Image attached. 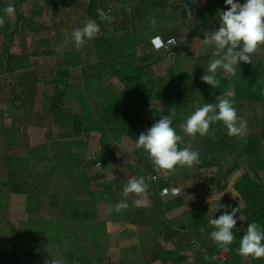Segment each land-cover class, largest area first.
<instances>
[{"label":"crops","instance_id":"obj_1","mask_svg":"<svg viewBox=\"0 0 264 264\" xmlns=\"http://www.w3.org/2000/svg\"><path fill=\"white\" fill-rule=\"evenodd\" d=\"M88 3L86 12L94 14L101 31L94 41L86 40L80 47L72 38L75 28L67 33L73 23L65 18L66 11L58 8V3L43 7L51 17L46 28H41L38 20L34 23V18L31 26L22 14L11 30V39L16 40L10 42L9 49L4 48L0 37V49L5 52L0 55V77L10 80V85L0 82V160L6 174L0 187H9L7 192L0 188V194L9 195L7 200L11 196L22 201L23 209H18L21 216L30 213L34 218L42 212L41 219L28 226L32 230L30 243L26 240L16 246L28 249V257L12 259L15 255L9 252V264H43L45 248L51 250L47 264H193L207 257L209 250L222 253L229 245L218 251L209 236L212 230L196 228L193 216L203 213L206 219L218 218L220 214L211 210L210 204L228 202L219 194H207L198 165L156 172L148 154L135 145L138 136L163 116L164 103L147 94V81L143 79L144 87L132 93L138 114L128 131L109 123L105 116L107 106L134 81H129L125 67L104 66V58L111 56L114 44L118 49L120 41L125 43L142 32L145 15L122 26L121 30L128 32L126 38L106 39L108 21H102L97 13V9L105 10L104 6ZM5 4L0 0V7ZM36 8L31 13L41 14ZM134 23L140 26L136 31ZM55 27H59L58 33ZM147 35L139 45H148L153 36ZM155 36L163 41L178 38L166 33ZM12 43L16 45L13 49ZM149 47L160 51L152 44ZM122 48L125 55L133 51L132 47ZM38 72L48 76L39 78L35 75ZM223 96L235 106L234 96ZM244 106L238 109L243 119ZM144 120L149 123H140ZM251 126L247 123V128ZM177 133L182 136L180 148L191 146L199 153L204 150L203 137L193 139L181 130ZM249 135L247 131L245 137ZM260 174L264 181V172ZM133 176L157 179L148 181L145 194L131 193L124 198L123 187ZM173 187L182 188V193L166 197L159 193L161 188ZM121 199H126L129 207L117 213L113 206ZM138 199L143 206L135 205ZM202 200L205 203L201 204ZM16 247L0 245V254Z\"/></svg>","mask_w":264,"mask_h":264},{"label":"rangeland","instance_id":"obj_2","mask_svg":"<svg viewBox=\"0 0 264 264\" xmlns=\"http://www.w3.org/2000/svg\"><path fill=\"white\" fill-rule=\"evenodd\" d=\"M16 0H2V3H6L8 5H12ZM61 1V2H60ZM139 0H59L57 7L66 11V17L71 20L73 23L72 27H70L67 33H71V31L76 27H83L87 20H94V14L90 16L88 12H86L88 6V2H95L96 6L102 5L104 6V11L110 15L112 18L117 17L120 14L119 19H111V22H107L106 29L108 34L105 35L106 39H114L117 37L126 38L128 32H124L121 30L124 24L129 23V21L136 20L140 16L145 15L149 12L150 16L146 18V21L143 23L142 32L133 35L130 40H126L125 43H120L121 47H125L126 45L129 47H133L136 41H140L143 43L145 39H148L147 34H151L157 28L158 33H165L169 35H175L177 38L178 46L180 52L178 54H174L169 51L167 48L160 50L159 52H154L148 45H138L136 47V58L137 61L135 64L146 66V72L143 76V79L146 80L148 86V91L151 90L152 86L159 82L158 80L162 77L164 78H174L180 79L182 77L184 80L187 78H192V84H188L184 86L180 81V84L183 88V95L185 97L186 103L181 105V109L184 112H188V115H191L192 112L198 107V105L203 102L211 101L214 103L216 101V96L214 95H205L207 89H209L208 84L204 83L201 80L202 75L205 74V68H207L208 63L215 59L219 58L223 54L222 50L216 51L217 49L213 47H205L202 45L201 41L204 38L205 32H211L212 30L219 27L218 21V11L227 10L224 0H166L167 7L165 11L159 15H153L150 12V4H143L139 11L134 14V7L138 4ZM37 7L38 11H41V14H32V10ZM45 6L44 0H30L29 3L23 5L22 14L27 20H30V25L32 26V18L35 19L33 21L36 23V20L40 23L41 28H46L47 18H49V13L43 10ZM36 8V9H37ZM110 11V13H109ZM189 11L192 12L189 13ZM112 12V13H111ZM167 17V20L164 19ZM189 13V14H188ZM17 14L14 11V14L11 16L6 15L3 17V24L0 25V37L3 40L4 48H8L10 46V42L13 40L15 42L16 39H11V30L15 28ZM31 18V19H30ZM141 18V17H140ZM155 19L156 24L153 26L151 24V20ZM51 17L49 18V22ZM84 20H86L84 22ZM98 24V22L96 21ZM137 24V23H136ZM37 24H34L35 27ZM99 25V24H98ZM138 26V24H137ZM134 27V26H133ZM56 28V27H55ZM72 28V29H71ZM101 28V26H100ZM135 28V27H134ZM58 33L59 27L55 29ZM143 30H146V35ZM40 31V30H39ZM40 32H44L41 30ZM43 36V35H42ZM99 36V35H98ZM200 39V40H199ZM87 40V39H86ZM84 41L83 44L87 43ZM93 40V39H91ZM89 41V40H88ZM94 41V40H93ZM121 42V41H120ZM116 43H118L116 41ZM13 44V43H12ZM16 45L13 44L10 48L13 49ZM107 46L103 45V48ZM100 53V52H99ZM4 55L2 49H0V55ZM210 54V55H209ZM55 57V56H54ZM95 59V58H93ZM2 60V59H1ZM252 60H262L264 62V45L260 46L258 51L253 55ZM4 61V60H3ZM2 61V62H3ZM51 64L55 65L54 59H50ZM54 63V64H53ZM43 65V64H42ZM41 65V66H42ZM40 66V67H41ZM235 70L231 73L224 72L223 70H218L216 77H221V80H218L217 87H222L224 89V93L226 96H234L233 90L231 89V84L223 83V77L233 78V74ZM33 72V71H32ZM107 72V71H106ZM131 71H125V74H130ZM36 73L35 75L40 78V76H48V74ZM133 74V73H131ZM34 75V76H35ZM6 79V81L2 80ZM0 81L2 84H9L10 80L5 77H0ZM143 80V81H144ZM198 84V88H197ZM8 85V87H9ZM7 88V86H6ZM224 95V94H223ZM137 104V101L134 102ZM261 105L259 103H253L249 106L246 105L243 107L242 112L244 111V121L248 123V125H252L250 128L246 129L251 134H256L261 132V122H262V110ZM137 109L135 108V111ZM159 111V110H158ZM137 112V111H136ZM161 112V111H159ZM158 112V113H159ZM137 114V113H136ZM134 116V115H133ZM140 123H149V121L144 120ZM245 138V136H244ZM241 139V138H240ZM26 156V155H21ZM14 160L11 159L10 162ZM11 170V169H10ZM9 170V171H10ZM4 163L0 160V186L1 184H5L6 174L4 173ZM3 192H7V186L0 187ZM13 191V186H10ZM25 189V188H24ZM9 196V195H8ZM8 196L5 197L4 194H0V245L2 246H20L26 240L27 243H30L32 239V235L30 237L31 229L28 227L29 225H33V223L39 221L42 216V212L37 214L34 218L30 215V213H25V215L21 216L18 212V209H23L21 207L22 201H15L14 198L8 199ZM4 197V198H3ZM30 204V202H28ZM46 203V201H45ZM215 204V203H214ZM221 204V203H220ZM222 211V210H219ZM221 215L224 211L221 213ZM20 214V215H18ZM246 230V221L245 218L242 217V220H237V224L233 229V233L235 234V242L234 245H229V248L223 250L222 253H217L214 250H209V254L207 257L205 256L202 259H198L195 261V264H264V258L261 259H253L251 257H243L238 254V248L240 246V240L243 235H241ZM215 244V243H214ZM6 249V248H5ZM8 252H1L0 254V264L5 263L9 264L10 261L6 258L9 257L10 254H14L12 259H24L28 257L29 250L24 246L20 248H15L13 250L6 249ZM31 251V249H30ZM51 251V250H49ZM46 248L43 250L41 257L46 256V260L42 258V263L47 264V255L50 254ZM210 255H213L211 257ZM26 256V257H23ZM55 256V255H54ZM20 257V258H19ZM50 257V255H48ZM193 263V264H194ZM184 264H192L191 262H185Z\"/></svg>","mask_w":264,"mask_h":264},{"label":"clouds","instance_id":"obj_3","mask_svg":"<svg viewBox=\"0 0 264 264\" xmlns=\"http://www.w3.org/2000/svg\"><path fill=\"white\" fill-rule=\"evenodd\" d=\"M224 3L227 10L217 12L219 27L211 32H205L204 38L199 39L203 46L213 47L223 52L219 58L208 63L205 74L201 77L204 83L213 88L218 84L216 79L218 70L231 73L235 70V66L241 62L251 63L253 55L260 46L264 45V0H243V3H240L239 0H224ZM3 11L11 16L15 9L9 5ZM97 13L102 21L111 22L112 17L103 9H97ZM189 13L192 15L191 11ZM3 22V17H0V25ZM151 24L155 26L156 20H151ZM100 31V26L96 21L90 19L82 28L77 27L72 31V38L76 47H80L86 39H95ZM165 42L167 41H163L160 36H155L151 40L157 50L165 47ZM174 116V110L168 115L162 116L145 133H141L135 141L136 147L143 149L148 154L156 172L172 171L183 167L192 168L200 163L199 151L194 150L191 146L179 147L182 136L173 126ZM217 122H222L230 137L236 136L243 139L246 135L247 122L238 116L233 102L223 95L217 96L215 103H203L202 106L197 107L184 121L183 134L193 139L197 135L204 137L209 135L210 126ZM98 167L101 166L98 165ZM153 179L155 177H131L123 187L122 196L126 198L131 193L145 194L149 188L148 181ZM165 194H167V189ZM173 195H180L179 187L173 189ZM219 201H216L214 205L210 204V209L214 208V212L221 209H224V212L218 218L209 220V224L213 227L209 236L218 247H225L234 242L233 229L237 220H242V217L241 215L237 216L240 207L233 208L229 212L227 210L229 206L220 204ZM135 205L141 207L143 202L138 199L135 201ZM128 207L126 199H121L113 206L117 213ZM201 231L204 229L201 228ZM237 251L243 257L264 258V227L255 221L249 223Z\"/></svg>","mask_w":264,"mask_h":264},{"label":"trees","instance_id":"obj_4","mask_svg":"<svg viewBox=\"0 0 264 264\" xmlns=\"http://www.w3.org/2000/svg\"><path fill=\"white\" fill-rule=\"evenodd\" d=\"M30 0H16L11 6L14 7L15 13L18 16V20L22 16L21 7ZM45 5L50 6L56 4L59 0H44ZM150 4V12L153 15H159L165 11L167 7L166 0H141L134 7V14L139 11L143 4ZM9 6L8 4L0 7V17H5L3 9ZM150 16L149 12L145 14ZM164 19L167 20V17ZM142 17V16H140ZM139 17V19H141ZM134 29L137 26L134 23ZM160 29V26H159ZM157 28L152 32V36L158 34ZM134 31V32H135ZM166 33V32H165ZM161 34V33H159ZM164 34V33H163ZM168 37V36H167ZM151 46V41H147ZM119 43H124L122 40ZM141 44L140 41H136L132 47L131 54L125 55L122 51V45H118V49L113 48V53L109 58H104V66L114 67L116 65L123 66L126 71L130 70L129 81H134L131 85L125 87L122 94L117 96L106 108L105 116L109 119V123L112 122L115 126L121 128L130 129L131 125L135 124L133 115L138 111H135L134 102L137 101L133 92L140 86H143V72L145 66L135 64L136 47ZM153 45V44H152ZM113 46V45H112ZM128 46L126 45V48ZM176 47V46H175ZM175 47L168 49L174 54L179 52L175 51ZM128 48H131L130 46ZM141 66V67H140ZM140 67V68H139ZM236 71L233 74V78L223 77L222 82L231 84L234 93L235 108L237 110L242 105H250L253 103H259L262 107V122L261 132L251 134L243 139L236 136H229L227 129L223 126L222 122H217L210 126L209 135L204 136L205 147L200 153V163L198 164L199 170L204 175L207 194L218 195L222 199L228 202V211L231 212L233 208H239L240 212L237 216H242L246 221V230L249 223L257 222L261 227H264V181L261 177V172H264V62L262 60H252L251 63L241 62L236 66ZM222 76L216 77L221 80ZM159 82L155 83L151 90L147 92L149 96L164 103L162 108V114L168 115L171 111H175L173 117V126L177 131L183 132V124L187 119V113L181 109V105L186 103L183 95V88L180 81L184 86L192 84V78L174 79V78H160ZM144 87V86H143ZM198 88V84H197ZM224 91L219 86L213 88L209 86L205 95H223ZM241 117V114H238ZM113 120V121H112ZM128 133V132H127ZM99 164V163H98ZM152 188L157 189L156 184L152 185ZM165 188V187H164ZM163 188L159 189L161 193ZM205 203V201H200ZM211 218H204L203 213L193 216L194 226L196 228H203L205 230H212L213 227L209 224ZM246 230L241 234L244 235ZM235 237V234H234ZM235 242V239H234ZM234 242L232 245H234ZM223 247H218L220 251Z\"/></svg>","mask_w":264,"mask_h":264},{"label":"built area","instance_id":"obj_5","mask_svg":"<svg viewBox=\"0 0 264 264\" xmlns=\"http://www.w3.org/2000/svg\"><path fill=\"white\" fill-rule=\"evenodd\" d=\"M164 44H165V47H162V48H160V49H165V48L170 49V48H173V47H175V46L178 45V42H177L176 39L172 38V39L168 40L167 42H165ZM98 165L101 166L100 163L97 164V167H98ZM153 177H155V179H153V180L155 181V180L157 179V177H156V176H153ZM174 188H178V187L167 188V194H165V190H166V189H162V191H161V195H162L163 197H166V196H177V195H173V189H174ZM179 191H180V194H181L182 191H183L182 188L179 187Z\"/></svg>","mask_w":264,"mask_h":264},{"label":"water","instance_id":"obj_6","mask_svg":"<svg viewBox=\"0 0 264 264\" xmlns=\"http://www.w3.org/2000/svg\"><path fill=\"white\" fill-rule=\"evenodd\" d=\"M174 49H175L176 52H180L179 47L176 46ZM135 108H137V104H135Z\"/></svg>","mask_w":264,"mask_h":264}]
</instances>
